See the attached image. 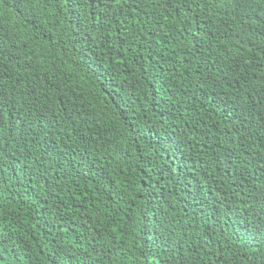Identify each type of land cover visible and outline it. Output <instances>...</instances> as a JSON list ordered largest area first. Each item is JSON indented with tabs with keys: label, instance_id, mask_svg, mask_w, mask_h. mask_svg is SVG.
I'll use <instances>...</instances> for the list:
<instances>
[{
	"label": "trees",
	"instance_id": "obj_1",
	"mask_svg": "<svg viewBox=\"0 0 264 264\" xmlns=\"http://www.w3.org/2000/svg\"><path fill=\"white\" fill-rule=\"evenodd\" d=\"M0 256L264 264V0H4Z\"/></svg>",
	"mask_w": 264,
	"mask_h": 264
},
{
	"label": "snow or ice",
	"instance_id": "obj_2",
	"mask_svg": "<svg viewBox=\"0 0 264 264\" xmlns=\"http://www.w3.org/2000/svg\"><path fill=\"white\" fill-rule=\"evenodd\" d=\"M116 3H120V0H115ZM193 2H195V0H193ZM202 2L206 5V6H212V5H217L218 6V0H202ZM4 3V0H0V4ZM61 3L67 8V7H71V8H75L78 0H61ZM180 5L177 4V7H179ZM0 264H3V256H0Z\"/></svg>",
	"mask_w": 264,
	"mask_h": 264
}]
</instances>
